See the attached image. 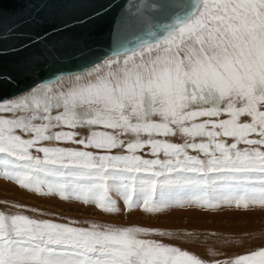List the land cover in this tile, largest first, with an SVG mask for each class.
Instances as JSON below:
<instances>
[{
	"label": "snow or ice",
	"instance_id": "6c2138e0",
	"mask_svg": "<svg viewBox=\"0 0 264 264\" xmlns=\"http://www.w3.org/2000/svg\"><path fill=\"white\" fill-rule=\"evenodd\" d=\"M138 2L173 17L164 35L115 44L67 88L42 79L50 35L99 12L52 33L21 31L37 23L28 16L0 33V91L31 82L0 99V175L109 213L120 211L114 197L146 211L264 205V0ZM13 207L0 208V264H264V247L209 262L151 238L172 233L84 227Z\"/></svg>",
	"mask_w": 264,
	"mask_h": 264
},
{
	"label": "rangeland",
	"instance_id": "374dc122",
	"mask_svg": "<svg viewBox=\"0 0 264 264\" xmlns=\"http://www.w3.org/2000/svg\"><path fill=\"white\" fill-rule=\"evenodd\" d=\"M64 84L56 83L54 86ZM80 131L83 133L84 130ZM114 198L119 203L120 211L109 213L82 199H62L58 193H48L47 188L39 192L23 189L15 181L0 175V208L15 211L14 205H23L24 214L32 217L61 223L75 221L78 226L84 227L96 223L157 229L172 235L151 238L193 252L209 262L232 259L264 247V205L259 203L249 204L248 207L223 202L215 207L172 205L160 207L158 211H146L142 203L138 208L125 209L124 202L119 197ZM32 208L36 212L30 211Z\"/></svg>",
	"mask_w": 264,
	"mask_h": 264
},
{
	"label": "water",
	"instance_id": "95a60500",
	"mask_svg": "<svg viewBox=\"0 0 264 264\" xmlns=\"http://www.w3.org/2000/svg\"><path fill=\"white\" fill-rule=\"evenodd\" d=\"M94 12L99 15L88 23H77L68 32L50 35L48 46L54 49L53 59L42 79L61 70L90 66L95 59L102 60L121 40L162 22L158 30L145 32L148 36L153 33L158 36L164 32L163 26L173 19L169 14L142 9L138 0H0V33L11 23L28 16L34 17L37 23L26 24L21 31L35 33L47 29L52 33L54 26L72 24L74 18L86 13L91 16ZM124 21L131 24L126 30ZM11 59L4 61L5 66ZM30 83L20 85L19 89L6 87L0 91V99L20 94Z\"/></svg>",
	"mask_w": 264,
	"mask_h": 264
},
{
	"label": "bare ground",
	"instance_id": "6f19581e",
	"mask_svg": "<svg viewBox=\"0 0 264 264\" xmlns=\"http://www.w3.org/2000/svg\"><path fill=\"white\" fill-rule=\"evenodd\" d=\"M172 22H173V19L170 20V21H168L167 23L168 24H171ZM161 26H162V22L157 23V24H154L150 28H148V29H146L144 31H140V32H137L135 34H132V35L126 37L125 39L121 40L118 43H124V44H127L129 46H133V45H135L136 43H138L140 41H143L145 39L152 38V36L145 35V32H150V31L158 30ZM162 35H164V32L161 33L158 36H162ZM110 53H111V51L102 60H100V62L103 63V60L104 59H107L108 56L110 55ZM92 66H93V64L90 65V66H87V67L90 68ZM80 70L81 69H78V70H61V71L55 72V73H53V74H51V75L43 78V80H45V81L51 80L52 83H53V85L56 84V83H59V84H61V83L64 84L65 83L64 84L65 85V88H67L68 86H70L71 82L74 80V79H72V76L74 77V74L76 72L80 71ZM62 73H63V75H61ZM57 77H59V79H57ZM64 85H63V87H64ZM20 94H18V95H20ZM18 95H16V96H18Z\"/></svg>",
	"mask_w": 264,
	"mask_h": 264
}]
</instances>
